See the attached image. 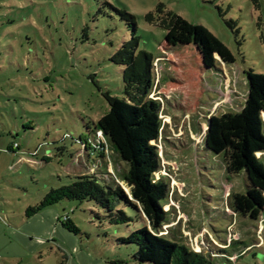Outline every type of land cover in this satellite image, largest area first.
Segmentation results:
<instances>
[{
    "label": "rangeland",
    "instance_id": "1",
    "mask_svg": "<svg viewBox=\"0 0 264 264\" xmlns=\"http://www.w3.org/2000/svg\"><path fill=\"white\" fill-rule=\"evenodd\" d=\"M134 35L160 59L151 98L162 105L158 176L170 187L160 235L215 264H264V215L231 208L248 176L230 175L206 146L211 118L238 125L264 80V0H0V264H139L137 246L120 242L147 226L134 207L122 206L126 224L93 201L26 216L79 176L131 195L127 164L91 135L109 111L105 95L125 97V67L113 57Z\"/></svg>",
    "mask_w": 264,
    "mask_h": 264
},
{
    "label": "trees",
    "instance_id": "2",
    "mask_svg": "<svg viewBox=\"0 0 264 264\" xmlns=\"http://www.w3.org/2000/svg\"><path fill=\"white\" fill-rule=\"evenodd\" d=\"M162 12L163 6H159L155 13L147 15L146 20L152 23ZM168 16L171 23L162 26L170 30L177 17L172 12ZM125 17L136 31V18L131 14ZM113 61L125 67V97L105 95L109 111L94 124L91 138L97 143L101 132L111 152L127 164L124 180L131 195L121 188L100 183L95 176L84 175L70 185L52 188L39 204L26 211V216L32 217L68 200L93 201L108 213L112 223L126 224L131 218L122 206H131L148 221L143 229L120 239L122 244L137 246L134 255L137 263L215 264L208 256L160 235L162 228L169 223L170 213L166 205L170 187L158 176L161 159L157 145L162 129V105L151 98L155 85L153 55L140 50V39L134 35L132 40L123 43ZM206 145L213 155L225 159L230 175L247 174L251 187L245 194L233 195L231 208L238 216L259 220L264 215V159L261 157L264 155V80H256L251 87L238 125H232L229 116L211 118ZM99 154L105 157L104 153ZM64 220V224L70 227V218Z\"/></svg>",
    "mask_w": 264,
    "mask_h": 264
},
{
    "label": "built area",
    "instance_id": "3",
    "mask_svg": "<svg viewBox=\"0 0 264 264\" xmlns=\"http://www.w3.org/2000/svg\"><path fill=\"white\" fill-rule=\"evenodd\" d=\"M160 61V59H156L154 62V78H159V74H158V62ZM152 96V95H151ZM102 141H105L103 138V135L101 132L98 133V138H97V143L99 146L102 144Z\"/></svg>",
    "mask_w": 264,
    "mask_h": 264
},
{
    "label": "crops",
    "instance_id": "4",
    "mask_svg": "<svg viewBox=\"0 0 264 264\" xmlns=\"http://www.w3.org/2000/svg\"><path fill=\"white\" fill-rule=\"evenodd\" d=\"M55 217L57 218V220H60L61 218H62V216H60L59 214H57L56 212H55Z\"/></svg>",
    "mask_w": 264,
    "mask_h": 264
},
{
    "label": "water",
    "instance_id": "5",
    "mask_svg": "<svg viewBox=\"0 0 264 264\" xmlns=\"http://www.w3.org/2000/svg\"><path fill=\"white\" fill-rule=\"evenodd\" d=\"M207 146V145H206Z\"/></svg>",
    "mask_w": 264,
    "mask_h": 264
}]
</instances>
